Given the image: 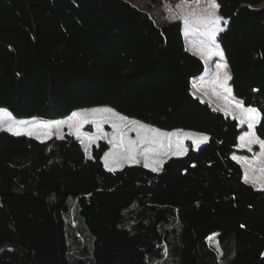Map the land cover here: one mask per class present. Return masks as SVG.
<instances>
[{"label":"trees","instance_id":"obj_1","mask_svg":"<svg viewBox=\"0 0 264 264\" xmlns=\"http://www.w3.org/2000/svg\"><path fill=\"white\" fill-rule=\"evenodd\" d=\"M217 3L233 95L264 113V0ZM198 7L192 19L211 12ZM204 70L182 21L159 26L128 0H0V108L55 120L109 106L209 136L198 147L187 140L157 172L109 171L107 141L88 157L70 133L41 141L0 131V264H264V190L232 158L259 147L238 150L248 127L194 95ZM255 131L264 140V118Z\"/></svg>","mask_w":264,"mask_h":264},{"label":"snow or ice","instance_id":"obj_2","mask_svg":"<svg viewBox=\"0 0 264 264\" xmlns=\"http://www.w3.org/2000/svg\"><path fill=\"white\" fill-rule=\"evenodd\" d=\"M196 3L202 2V0H195ZM211 8V12L207 16L201 18L192 19L194 13L185 15L182 17L185 27V36L191 35L193 32H200L203 37L198 41V50L203 58L210 59L213 56L220 58L224 57V53L220 50L217 43V34L224 31L221 27V22L227 25L228 21L218 14L220 5L217 0H204ZM173 16L172 19H176ZM202 26V31L201 27ZM227 63H217L216 68V82L219 83L220 88L223 89L224 99L227 103H235V107L239 109L240 124H247L250 131L245 132L239 139L238 147H247L251 151L250 145L259 144L261 149L259 156L253 163H248L249 168H254V165H258V170L264 173V140H260L255 136V126L264 118V113H261L260 109L252 106H245L243 101L236 100L232 96L231 88L228 86V81L232 79L231 75L224 71L223 77L220 76V71L227 69ZM195 87V85H194ZM12 121L9 123L7 131L12 132L14 135H20V130L15 127V124H27V121H15L12 113L6 109H0V128H2L5 121ZM67 125L70 134H74L77 139L83 144L86 140L88 144L95 143L97 140L106 139L109 144L113 146V150L104 152L102 157L104 166L109 171H115V168L111 167V163L122 164H139L140 157H143V166L150 168L151 171L157 172L163 165V156L171 155H183L188 149L184 145L185 139H191L192 147H198L200 144L206 143L209 137L206 134H191L184 132L182 129L173 131H163L154 126L143 123L139 120L130 118L123 115L111 107H94L89 109H80L73 111L68 117L62 120L53 121L49 123H41L38 125L40 128L49 130L46 135L50 137L51 128L53 125L59 127L61 125ZM110 124L112 132L108 133L104 130V125ZM86 125H92L95 128V134L86 133L82 130ZM135 133V137L130 135ZM31 135V131L28 133ZM197 138H193V136ZM110 137V139H109ZM63 138V137H59ZM175 145V150H173ZM234 160L241 158L233 155ZM247 163V158H244ZM245 182H249V175L245 173ZM264 189V185H261ZM165 251H167L165 249Z\"/></svg>","mask_w":264,"mask_h":264},{"label":"rangeland","instance_id":"obj_3","mask_svg":"<svg viewBox=\"0 0 264 264\" xmlns=\"http://www.w3.org/2000/svg\"><path fill=\"white\" fill-rule=\"evenodd\" d=\"M129 1H131L133 4H135L136 6H138L140 8L144 7L142 9H148L149 10L151 8L152 11L155 12V15L157 16L158 21L160 23L163 21L162 17L163 16L166 17V15H167L166 12L167 11L169 12L168 15H167V18H168V16H169V18H172L173 16H176L177 18L174 19V20H181L183 22V19H182L183 16L192 14L193 12L196 11L197 8L199 9L198 6L204 5V0H202V2H200V3H196L195 0H192V1L184 2L183 3L185 5L184 7L181 6L180 8L178 7V8H175V9L167 10V7L164 6V3L166 2V0H133V1L129 0ZM218 14L220 15L219 12H218ZM201 17H198V18H201ZM164 20H165V18H164ZM171 20H173V19H171ZM183 26H184V24H183ZM220 26L225 28V25H224L223 21L221 22ZM200 27H201V31H202V26H200ZM218 34H217V36H218ZM189 36H190V39H191V41H189L191 43H189V44L192 45V46H195V48L198 49V41L203 38L201 36V33L200 32H193ZM217 43H218V41H217ZM219 47H220V50L223 51V49L221 48L220 44H219ZM188 50L191 51L189 48H188ZM204 61L207 64V69H205L204 72L200 75V76L205 75L204 79L206 78V80H204L202 85H201V90H202L203 95L208 98V101L210 99V100H212L214 102V103H212L213 105H211V104L210 105L215 110L222 112V110L218 109L219 106L222 107V108H227V110L232 112V114L235 116L234 118L239 120V116H240L239 109H237L235 107L234 102L233 103H227L225 101V99L223 98L224 97L223 89L220 88L218 82H215L216 81V75L215 74L217 72L216 64L217 63H221V64L227 63V61L225 59V56L223 58H220L218 56H213L210 59L204 58ZM224 71H227L231 75L230 69H229V66H228L227 69L220 71L221 78L223 77ZM200 76H198V77H200ZM198 77H196V78H198ZM213 81H214L215 84L212 83ZM228 86L231 88L232 96H234L233 92H232V87L230 86V80L228 81ZM194 95L197 96L195 93H194ZM201 100H203V99H201ZM236 100H238V99H236ZM205 102H207V101H205ZM95 107H109V106H95ZM89 108H94V107H89ZM89 108H82V109H89ZM0 109H6V108H0ZM6 110L8 112H10L8 109H6ZM77 110H80V109H77ZM77 110H75V111H77ZM12 116L15 118L16 122H18V121H27L28 122L27 124H18V123L15 124V127H17L20 130V132H21L20 135H27V136L36 138L38 140L45 141V140L50 139L52 137H63L66 133H70V130H69V128H68V126L66 124L65 125H61L59 127L53 125L51 130H50V132H51L50 137L46 135V132H48L49 130L38 127V125L41 124L42 122L50 124L53 121L62 120V119H65L66 117L65 118H60V119H55V120H44V119H41V118H18L16 116H14L13 114H12ZM227 116L231 117V115H229V114H227ZM133 119H135V118H133ZM136 120H138V119H136ZM141 122H143V121H141ZM9 123H13V122L6 120L3 123L2 128H0V131H7ZM143 123H145V122H143ZM146 124H148V123H146ZM148 125H151V124H148ZM243 125L247 126L246 123L243 124ZM151 126H154V125H151ZM154 127L159 128L157 126H154ZM159 129H161V128H159ZM104 130L106 132H108V133H111L113 131L111 126H110V124H105L104 125ZM161 130L169 131V132L173 131V130H164V129H161ZM175 130H177V129H175ZM182 130H184V132L191 133V134H206V133L197 132V131H194V130H186V129H182ZM29 131H31V133H32L31 135L28 134ZM82 131L86 132V133L95 134V128L92 125H86ZM248 131H250V130L248 129L245 132H248ZM254 131H255V129H254ZM9 133L13 134L12 132H9ZM130 135L133 136V138L135 137V133H130ZM255 135H256V131H255ZM193 138H197V137H195V135H194ZM109 139H110V137H109ZM101 140L107 141L106 139H100V140H97L95 143L88 144V142L85 140L83 144L81 143L83 148H84V150H85V153L89 157L91 156L92 146L94 144L99 143V141H101ZM187 140L191 141V139H185L184 140V144H185V141H187ZM201 145L202 144H200L199 146H201ZM110 150H113V146L111 144H110V149L108 151H110ZM173 150H175V145H173ZM170 156H172V155L169 154L168 156H163V157H161V159L166 160ZM237 157L241 158L240 160H242V158H246L245 156H239V155ZM143 163H144L143 157H140V163L139 164L143 165ZM126 165H132V164H128V163H122V164H119V165L116 164V163H111L110 164V166L115 168V170L120 169V168H122L123 166H126ZM246 168H247V166H246ZM194 203H195L194 195H192V194L187 195V207H186L187 216H189L191 214L193 206H194ZM211 212H212L211 207L209 206V204H206V206H205V208L203 210V217H202V220H201L202 223H205V222L210 220V217L212 216ZM216 236H217L216 234L213 235V239H211V244L212 245H214ZM80 258L83 261H86L88 258H90V256L87 253H84V254L80 255Z\"/></svg>","mask_w":264,"mask_h":264},{"label":"crops","instance_id":"obj_4","mask_svg":"<svg viewBox=\"0 0 264 264\" xmlns=\"http://www.w3.org/2000/svg\"><path fill=\"white\" fill-rule=\"evenodd\" d=\"M129 1V0H128ZM133 1V0H132ZM175 1H177V2H175L174 3V0H166V2L164 3V6L165 7H167V10H170V9H175V8H180L181 6H185L183 3L184 2H186L187 0H175ZM131 2V1H130ZM132 3V2H131ZM133 4V3H132ZM183 4V5H182ZM135 5V4H134ZM138 7V6H137ZM140 8V7H139ZM142 8H144V7H142ZM142 8H140V9H142ZM142 10H145V11H147L148 13H150L152 16H154L155 17V19H156V21H157V24L159 25V26H162V25H164V24H167V23H169V22H171V21H176V20H171L172 18H169V16H168V18H167V15H168V11L166 12L167 13V15H166V17L165 16H163L162 18H163V21L160 23L159 21H158V18H157V16L155 15V12L154 11H152V9L150 8L149 10L148 9H142ZM197 10V9H196ZM196 12V11H195ZM194 13V12H193ZM164 18H165V20H164ZM179 21H181V20H179ZM185 33V28H184V26H183V34ZM189 37V38H188ZM184 38H185V43H186V46L191 50L190 52H192L193 54H195V55H197V56H199L202 60H203V62H205L204 61V58L200 55V52H199V50L197 49V48H195V46H192V45H190L189 43H191V42H189V41H191V39H190V36H185V34H184ZM187 48V49H188ZM214 62V61H213ZM212 62V63H213ZM205 64V69H207V64H206V62L204 63ZM204 76L205 75H202V76H200V77H198V78H195V79H193V81H192V88H193V92L199 97V98H201V99H203L204 101H207L209 104H211V105H213L212 103H214L212 100H210L209 99V101H208V98L207 97H205L204 95H203V93H202V90H201V85H202V83H203V81L204 80H206V78L204 79ZM216 82V81H215ZM213 84H215L214 83V81L212 82ZM194 85H195V87H194ZM234 105H235V103H234ZM219 110H222V112L224 113V114H229V115H231V118H234L235 116L232 114V112H230L229 110H227V108H222V107H220L219 106V108H218ZM238 120V119H237ZM239 121V120H238ZM240 123V122H239ZM258 124V123H257ZM256 124V125H257ZM241 126H244V125H242V124H240ZM256 127V126H255ZM244 133V132H243ZM243 133L241 134V135H243ZM240 135V136H241ZM239 136V137H240ZM256 137H258L257 136V134L255 135ZM259 138V137H258ZM260 139V138H259ZM260 140H262V139H260ZM240 142L238 141V144H239ZM185 147H186V141H185ZM259 147V144H253V145H250V147H251V151H249L248 150V148L247 147H245V148H240V147H237L238 148V150H240V151H249V152H251V153H253V151H254V148L255 147ZM260 151H261V149H260V147H259V150H258V152L253 156V157H251V156H246V155H239V156H245L246 158H247V163H246V161H245V159L244 158H242V160H239V163L241 164V166H242V168H243V172H244V177H245V173L247 172L248 173V175H249V182H247L248 184H250V185H252V186H254L255 188H257V189H259V190H264V189H262L261 188V185H264V173H261L259 170H258V168H259V166L258 165H254V168H255V170L253 169V168H249L248 167V163H253L256 159H257V157L259 156V153H260ZM87 155V154H86ZM88 156V155H87ZM172 156H176V155H172ZM179 156H181V155H179ZM238 155H236V157H237ZM89 157V156H88ZM171 157V156H170ZM169 158V157H168ZM164 162H165V160H164ZM245 163V164H244ZM246 166H247V168H246ZM161 168H162V166H161ZM160 168V169H161ZM245 180V179H244Z\"/></svg>","mask_w":264,"mask_h":264},{"label":"bare ground","instance_id":"obj_5","mask_svg":"<svg viewBox=\"0 0 264 264\" xmlns=\"http://www.w3.org/2000/svg\"><path fill=\"white\" fill-rule=\"evenodd\" d=\"M198 11H199V9L197 8L196 12H198ZM195 14H196V13L194 12V15H195ZM207 15H208V14H207ZM207 15H206V16H207Z\"/></svg>","mask_w":264,"mask_h":264}]
</instances>
